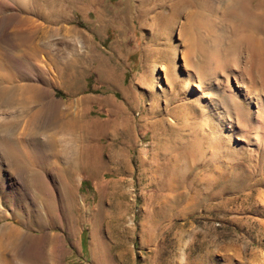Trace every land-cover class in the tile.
Masks as SVG:
<instances>
[{"label": "rangeland", "instance_id": "1", "mask_svg": "<svg viewBox=\"0 0 264 264\" xmlns=\"http://www.w3.org/2000/svg\"><path fill=\"white\" fill-rule=\"evenodd\" d=\"M22 2L32 32L0 19V264H264V89L229 0Z\"/></svg>", "mask_w": 264, "mask_h": 264}, {"label": "bare ground", "instance_id": "2", "mask_svg": "<svg viewBox=\"0 0 264 264\" xmlns=\"http://www.w3.org/2000/svg\"><path fill=\"white\" fill-rule=\"evenodd\" d=\"M18 1H21V3H23L22 1L29 2V0L1 1L0 12L6 15H0V19L9 17L15 18L16 22L14 26H12L14 30L20 31L21 33L27 30V32H32L37 26V24H35L36 21L32 18L20 17V15L15 12L16 9L14 5ZM247 3V0H229V9H235V13H232V16L240 22L237 30L240 31L241 34H244L242 39L244 41V50L249 63L246 70L247 73L250 74L249 77L252 76V78H254L251 81V86L253 88L258 85L264 89V44L261 38H253L254 32H260L259 27L264 24V0H256L252 8H249ZM239 14H241V18ZM155 67L158 68L160 66L156 65ZM1 70H4V68L0 61V79L2 77ZM6 81L4 80L3 82Z\"/></svg>", "mask_w": 264, "mask_h": 264}]
</instances>
